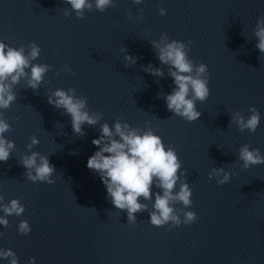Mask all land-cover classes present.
Returning a JSON list of instances; mask_svg holds the SVG:
<instances>
[{"label": "water", "instance_id": "95a60500", "mask_svg": "<svg viewBox=\"0 0 264 264\" xmlns=\"http://www.w3.org/2000/svg\"><path fill=\"white\" fill-rule=\"evenodd\" d=\"M65 9L67 0H0V40L26 51L34 41L41 51L33 63L52 66L38 89L22 77L13 85L16 100L0 110L11 125L5 135L15 141L9 159L0 161V196L25 206L21 215L8 216L7 227L0 225V248H11L19 264L30 257L36 264H264V163L243 169L238 160L243 144L264 153V53L254 34L264 0H114L103 12L85 9L83 18L66 16ZM161 33L191 40L189 57L208 65L210 95L196 102L201 115L195 121L166 107L172 78L151 45ZM122 48L137 57L135 64L124 60ZM149 63L164 75L146 72ZM69 87L88 98L90 111L103 114L100 123L152 127L175 148L193 190L195 222L154 226L147 200L137 223H127L126 210L111 204L86 167L99 123L85 124L79 136L64 110L47 101L54 89ZM250 106L260 112V123L255 132H242L231 116L240 111L247 117ZM32 135L39 139L32 150L55 166L52 184L28 180L19 163ZM214 167L234 174L218 184L207 175ZM175 207L182 217L183 205ZM25 219L26 235L17 228Z\"/></svg>", "mask_w": 264, "mask_h": 264}, {"label": "clouds", "instance_id": "9594fccd", "mask_svg": "<svg viewBox=\"0 0 264 264\" xmlns=\"http://www.w3.org/2000/svg\"><path fill=\"white\" fill-rule=\"evenodd\" d=\"M140 5L143 0H133ZM70 9H65L64 15L73 12L76 17L83 18L85 9L105 11L114 5V0H67ZM160 15L166 14L164 7L159 8ZM129 18L132 14L129 13ZM137 19L143 17L137 14ZM257 40L256 47L264 53V15L258 16L254 32ZM192 41L187 42L170 38L167 33H161L159 39L151 41L156 56L161 64L168 66V74L172 78V89L163 96L166 107L173 114L186 121H195L201 112L197 110L196 102L205 101L210 95L208 65L204 62L195 64L188 52ZM40 46L31 42L30 50L23 46L16 48L0 40V110L7 109L16 100L13 85L19 83L22 77L27 79V86L38 89L45 74L52 67L46 63H33L40 55ZM124 60L135 64L137 57L122 48ZM65 71H72L69 65H64ZM145 71L160 77L164 72L159 67L149 63ZM59 75V73H57ZM88 98L76 95L74 88H56L47 97L49 104L63 109L70 117L72 130L75 134H85L84 125L94 126L99 123V135L92 139L97 146L88 156L86 167L97 175L106 189V198L117 209L126 210L127 223H137V213L148 210V204L143 201L151 200V210L148 211L149 222L154 226L169 225L178 227L181 224H191L198 215L190 206L193 201L192 188L185 178L187 170L182 167L174 147L167 146L152 127H133L127 121L117 119L110 125L107 121L100 123L103 114L90 111ZM250 113L245 117L240 111L233 112L231 122L240 131L255 132L260 123V112L255 106L248 108ZM11 125L0 112V161H7L15 148V141L7 138L5 133ZM39 143L36 135L30 137L25 145L28 150L21 155L19 163L25 168V175L32 182H55L53 173L55 166L50 163L49 156L34 151L33 146ZM238 160L241 168L247 169L252 165L264 163V153L259 148L243 144L238 149ZM234 171L224 168H212L208 172L209 179L217 177L218 184L229 181ZM179 182V188L176 185ZM154 188L159 191H153ZM143 198V200L141 199ZM0 196V225L7 227L8 216L21 215L25 206L18 198L3 203ZM183 205L182 217L175 204ZM22 234L31 231L29 222L21 220L17 226ZM2 235V233H0ZM0 258H8V264H19L16 253L11 249L0 248ZM28 264H36L35 257H30Z\"/></svg>", "mask_w": 264, "mask_h": 264}]
</instances>
